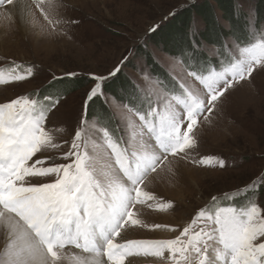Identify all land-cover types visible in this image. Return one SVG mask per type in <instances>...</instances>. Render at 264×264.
Returning a JSON list of instances; mask_svg holds the SVG:
<instances>
[{
    "label": "snow or ice",
    "instance_id": "6c2138e0",
    "mask_svg": "<svg viewBox=\"0 0 264 264\" xmlns=\"http://www.w3.org/2000/svg\"><path fill=\"white\" fill-rule=\"evenodd\" d=\"M4 6L18 8L26 14L25 19L34 7L53 29L61 24L55 19L61 0H0V7ZM204 52L203 71L207 75L189 73L206 89L203 97L187 88L183 95L169 96L161 91L155 99L151 95L146 98V112L128 108L139 117L148 137L154 138L145 153L131 152L130 162L128 149L121 146L123 137L101 130L103 144L114 157L115 177L97 168V145L89 141V134L97 129L86 118L81 119L62 157L45 156L61 148L45 124L59 101L25 95L0 103V229L6 233L0 264H63L67 245L87 254L74 255V264H125L133 256L158 257L166 264H264V209L255 199L258 187L264 186V176L234 192L213 196V206L201 209L174 239L122 238L129 227L176 230L168 225H149L137 217V205L161 211L173 207L172 202L147 191L145 180L169 155L188 156L197 147L198 118L205 112L211 114L227 91L254 70H264V39L239 49V57H233L223 71L208 66L210 58L217 55L215 47H205ZM118 71L109 76L91 75L94 83L85 96V117L94 98L103 97L104 103L108 102L103 85ZM31 76L33 68L28 67L9 73L7 79L0 76V84ZM125 119L128 127H133L131 117ZM57 159L64 162L57 163ZM193 163L225 167L224 160L211 156L199 157ZM242 195L244 202L236 204L235 199ZM221 201H227L228 206H220Z\"/></svg>",
    "mask_w": 264,
    "mask_h": 264
},
{
    "label": "rangeland",
    "instance_id": "374dc122",
    "mask_svg": "<svg viewBox=\"0 0 264 264\" xmlns=\"http://www.w3.org/2000/svg\"><path fill=\"white\" fill-rule=\"evenodd\" d=\"M70 1L72 0H61L62 6L57 9L58 15L55 17L61 24L55 29L33 7L34 14L30 21L32 29L28 33L23 32L15 21L8 18L6 6L0 7V76L7 79L9 73L33 68V76L24 81L0 84V103L25 95L41 100L49 96L53 101H59L48 113L45 124L47 129L52 130L61 148L45 153V156L62 157L69 150L71 138L80 127L81 119L86 118L88 124H95L97 129L89 134L90 143L97 145V168L115 177L117 168L114 157L110 155L111 150L103 144L101 130L108 129L115 137H123L121 146L128 149L130 162L131 152L135 151L138 155L145 153L154 144V138L148 137L139 117L128 111L131 107L129 102H122L105 91L107 89L104 85L113 81L119 71L103 85L104 94L108 98L106 104L113 117L112 123H105L106 118L96 113L95 101L104 103L103 97L89 102L85 117V96L94 83L91 75L109 76V73L119 68L125 76L131 77L133 84L139 86L145 95L155 97L157 93L164 92V89L145 70L141 54L145 50V42L154 40L157 44L161 38L164 40L161 46L150 44L160 67L185 83L193 94L203 97L206 89L196 79H191V75L187 76L189 73L175 55L182 50L181 42L185 36L190 40L188 37L191 35L198 37L197 33L205 31L214 40H220L221 33L218 29L225 31L229 26L214 0ZM263 3L264 0H239L235 6L238 11L246 15L249 13L251 17L255 5L259 11L258 8ZM193 5L196 8L202 7L209 16L202 18L196 15V20H191V25L185 29L187 16L192 14ZM209 22H212L211 26L216 22L219 28L213 27L211 33L207 30ZM234 22H238L237 25L242 29L244 21H238L234 17ZM158 25L160 28L151 34L149 30ZM262 39L264 25L258 28L253 24L243 45L227 42L224 49L218 52L213 46V43H217L212 41L203 43L202 49L204 51L205 47H215V57L219 61L213 68L223 71L233 57H239V49L250 47ZM140 49L143 51L137 55ZM129 59L135 60L128 62ZM72 72L78 74L76 77L85 76L86 83L78 88H68L65 93L55 92L57 88L65 86L64 79L74 78L65 75ZM166 80L168 84L169 80ZM42 87L45 88L40 91ZM119 95L122 96L121 92ZM205 116L208 117L207 120L204 119ZM126 117H131L133 127H128ZM115 127L119 129L121 136L115 135ZM195 135L197 147L188 156L169 155L168 160L155 173H149L145 180L147 191L162 201L172 202L173 207L161 211L145 204L137 205L134 209L137 217L147 224L168 225L176 230L129 227L122 232L124 240L174 239L201 209L213 206V196L234 192L264 176V70H254L250 77L227 91L211 114L203 113L198 118ZM65 141L68 143L65 144ZM205 156L224 160L225 167L193 163V160ZM56 162L64 161L57 159ZM257 192L256 202L264 209V186L258 187ZM239 198L244 199V196ZM239 198L235 199L236 204H240ZM219 203L220 206L225 203L228 205L227 201ZM160 232L165 236L158 237ZM117 239L121 241V238ZM3 248L4 245L0 243V250ZM81 254L80 249L67 245L63 250V264H74L72 257ZM125 264H166V261L158 257L133 256L128 257Z\"/></svg>",
    "mask_w": 264,
    "mask_h": 264
},
{
    "label": "trees",
    "instance_id": "16d2710c",
    "mask_svg": "<svg viewBox=\"0 0 264 264\" xmlns=\"http://www.w3.org/2000/svg\"><path fill=\"white\" fill-rule=\"evenodd\" d=\"M215 3H217L219 5V9L221 11V14L224 18V20L227 22V25L229 26L228 29H226L225 31L223 30H219L218 25L216 22L213 23V26H211L212 22H209L208 25V29L209 31H211L212 33V28L215 27L218 29L219 33H221V41L216 39L214 40L211 37V34H208L205 31H202V33H197V36H193L191 35V37H188L190 40L187 39V37L185 36L184 39L182 40L181 44H182V50H180L175 57H177V59L180 61V63L183 65L184 69L186 70L187 73H191V72H197L198 74H203V75H207V71H203L205 64L204 61L202 59L203 55L205 54V52L202 49L203 43H209V42H216L217 44L213 43V46H215L217 48L218 52H221V50L224 49V45L227 42H232L234 44H236L237 46L239 45H243L245 43V41H247V38L250 35V27L253 26V24H256L258 26V28H260V26L264 25V3L261 4L258 8L259 11H257V7L255 5V8L253 9V13L252 16L250 17V14L247 13V15L245 13H243L242 11H238L235 4L239 1V0H214ZM191 11L192 14L189 13L186 19V27L185 29H187L188 26L191 25L192 21L194 22L196 20V15L200 16L202 18L208 17L209 13L204 10L202 7L200 8H196L194 5L191 6ZM234 17H236V19H238V21H244L242 23V29L239 28V26L234 22ZM192 20V21H191ZM252 22V23H251ZM177 23H179V20H177ZM160 28V26H154L153 28H151L149 31L150 33H154L155 31H157ZM261 30V29H260ZM243 34H239V32ZM253 31V29H252ZM148 33V34H150ZM193 41L194 44L192 43ZM164 40H162L161 38L159 39V43L156 44V42L154 40H149L147 42H145L146 46L144 47V51L142 49L139 50V52H137L136 54L139 55V53L141 54V51H143L141 54L142 55V61L145 67V70L148 71V74L151 75V77L153 78V80H155L157 82V84L162 87L164 89V92L167 93L169 96H173V95H183L184 94V89L187 88V85L183 82H181L179 79H177V77H174L169 71H167L166 69H162L160 66L161 64L159 63V60L157 59V56L155 55V53L151 50V46L150 44H156L161 46V43H163ZM149 44V45H148ZM191 44V45H190ZM211 44V43H210ZM199 46V48H197L196 46ZM204 53V54H203ZM134 62L135 59H129V61ZM218 59L216 57H212L210 58V64L208 65L209 67H214V65H218ZM125 62V63H128ZM124 63V66H126ZM134 68V67H133ZM123 71L120 70L115 79L113 81H109L104 85V88H106L107 90H105L106 92H110V94L115 95L116 98H119L120 101L122 102H129V104L131 105V107L134 108V110L136 111H143L146 112L147 111V104L144 102L146 100V98H148L150 96V94L145 95L144 92L139 88V86H137L136 84L135 87H133V81L130 78H128L127 76H125L123 73ZM190 76V75H187ZM191 79L195 80V78L193 76H190ZM169 80L168 84H166V79ZM87 78L85 76H80V77H74L71 79H64L65 82V86L59 87L55 90V92L57 93H65L66 91H68V88H78L83 86L86 83ZM196 82V81H194ZM135 83V81H134ZM197 83V82H196ZM183 86V87H182ZM45 87H42L40 89V91H42ZM119 92H121L122 96L119 95ZM153 99H155V97L152 96ZM96 106V113L104 118H106L105 123H112V113L109 110V106L106 103H102V102H97L95 101ZM155 106V105H153ZM117 123V120H115ZM117 127V126H116ZM115 127V135H119L120 131L118 128ZM245 200L239 198L238 199V203H243ZM224 206H228L226 203L224 204Z\"/></svg>",
    "mask_w": 264,
    "mask_h": 264
},
{
    "label": "bare ground",
    "instance_id": "6f19581e",
    "mask_svg": "<svg viewBox=\"0 0 264 264\" xmlns=\"http://www.w3.org/2000/svg\"><path fill=\"white\" fill-rule=\"evenodd\" d=\"M70 3H73V0L70 1ZM6 14L9 18V12H11V21H15L17 27H19L20 29H22L23 32L28 33L32 27L30 25V21H31V17L34 14L33 8L31 10V15L27 17V19H25L26 14H21L19 9H11L9 6H6ZM163 222H165V219L163 220ZM158 237H163L165 236L164 234H158ZM137 237V236H136ZM124 240V239H123ZM0 243H2L5 246L6 243V233L4 232V230L0 229ZM78 252V251H77ZM81 255H87L82 253Z\"/></svg>",
    "mask_w": 264,
    "mask_h": 264
}]
</instances>
